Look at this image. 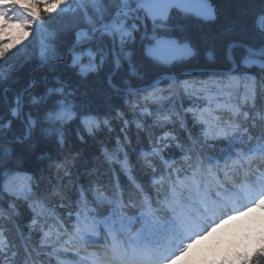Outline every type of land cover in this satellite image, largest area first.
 Listing matches in <instances>:
<instances>
[{"label":"snow or ice","instance_id":"snow-or-ice-1","mask_svg":"<svg viewBox=\"0 0 264 264\" xmlns=\"http://www.w3.org/2000/svg\"><path fill=\"white\" fill-rule=\"evenodd\" d=\"M232 3L0 5L24 33L0 40V264H173L264 201V0Z\"/></svg>","mask_w":264,"mask_h":264},{"label":"clouds","instance_id":"clouds-1","mask_svg":"<svg viewBox=\"0 0 264 264\" xmlns=\"http://www.w3.org/2000/svg\"><path fill=\"white\" fill-rule=\"evenodd\" d=\"M197 245L202 246L193 256ZM258 248H264V201L215 226L173 264H240Z\"/></svg>","mask_w":264,"mask_h":264},{"label":"trees","instance_id":"trees-1","mask_svg":"<svg viewBox=\"0 0 264 264\" xmlns=\"http://www.w3.org/2000/svg\"><path fill=\"white\" fill-rule=\"evenodd\" d=\"M234 4L232 3V0H213V7L217 9H230L233 7ZM251 7L259 8L260 0H254V3L250 5ZM192 19V30L194 32L203 31L204 29L201 27V25H210L212 22H203L201 20H198L194 18L193 16L189 15ZM47 30V29H45ZM39 51V45H35L33 48L28 50V57L31 58L34 53H38ZM166 84L162 85L161 87H165ZM134 129V126H133ZM201 139L203 137L201 136ZM249 145H245L244 148L246 149ZM139 147V145H138ZM235 145L229 144L228 140L225 139H218V140H210L207 142V147H204L202 150L205 152L206 156L211 157L213 159H220L221 157L226 156V154L231 149L233 152H235ZM223 161L221 160V163ZM41 176L40 181V188L41 191H43L45 188L49 186L50 183H59L61 182L62 177L57 175V169L55 168H44L40 173H38ZM26 176L25 174H22ZM27 176H31V173H28ZM26 176V177H27ZM66 179V178H65ZM28 181V179H27ZM29 183V181H28ZM31 183L35 184L36 179L33 176L31 179ZM72 185L69 184V188H71ZM129 191H131L129 189ZM46 212L52 216H55L56 214H62L65 218H67V211L64 208H59L57 205L53 204L50 209H46ZM21 242L23 243L24 240L21 239ZM240 264H243V260L240 261Z\"/></svg>","mask_w":264,"mask_h":264},{"label":"rangeland","instance_id":"rangeland-1","mask_svg":"<svg viewBox=\"0 0 264 264\" xmlns=\"http://www.w3.org/2000/svg\"><path fill=\"white\" fill-rule=\"evenodd\" d=\"M10 2H12L13 5L19 4L20 7H23V8H28L31 6V0H10ZM56 2H57V0H53V3H56ZM4 3H5V0H0V5H2ZM47 31L48 30H46V32ZM23 34L24 33L20 29L19 26L7 24L4 21L3 16L0 15V40L9 38V43H12L14 39H18ZM0 51H2V49H0ZM26 184H28L27 177L24 175H20L17 186L19 188H23ZM201 246L202 245H197V247L193 249V253H196ZM178 259H180V258H177L176 260H178ZM69 264H70V262H69Z\"/></svg>","mask_w":264,"mask_h":264},{"label":"water","instance_id":"water-1","mask_svg":"<svg viewBox=\"0 0 264 264\" xmlns=\"http://www.w3.org/2000/svg\"><path fill=\"white\" fill-rule=\"evenodd\" d=\"M213 6V4H212ZM190 15L194 16L196 19L201 20L203 22H212V20L206 18V9L197 15L196 12H190Z\"/></svg>","mask_w":264,"mask_h":264}]
</instances>
